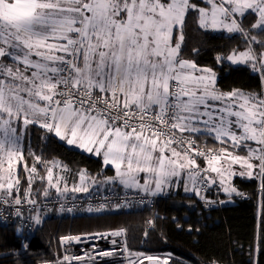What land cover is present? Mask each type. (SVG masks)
Masks as SVG:
<instances>
[{
	"label": "snow or ice",
	"instance_id": "1",
	"mask_svg": "<svg viewBox=\"0 0 264 264\" xmlns=\"http://www.w3.org/2000/svg\"><path fill=\"white\" fill-rule=\"evenodd\" d=\"M192 16L200 29L246 35L255 47L226 59L264 74V0H0V207L20 216L26 204L39 224L41 195L92 191L85 173L70 188L63 168L54 175V161L24 149L33 128L101 156L113 172L104 183L117 189L232 194L239 175L264 191V91L220 92L211 69L183 58ZM128 252V264H168Z\"/></svg>",
	"mask_w": 264,
	"mask_h": 264
},
{
	"label": "trees",
	"instance_id": "2",
	"mask_svg": "<svg viewBox=\"0 0 264 264\" xmlns=\"http://www.w3.org/2000/svg\"><path fill=\"white\" fill-rule=\"evenodd\" d=\"M248 23L244 20L242 27L246 29ZM183 33V58L211 69L217 76L219 91H264V75L250 65H234L226 60L228 55L249 47L246 35L200 29L195 16L188 19ZM26 144V151L49 162L58 159L71 184L83 172L99 179L113 174L101 157L50 140L39 128L28 133ZM259 184V180L235 176L232 186L236 193H246L247 197L211 210L200 208L198 197L179 191L172 196L162 195L155 207H119L75 214L57 207L39 211L41 222L34 224L32 230L18 223L0 225V264L53 262L62 256L63 237L118 230L125 231L131 251H171L169 264H264V191ZM212 195L210 192L205 197ZM221 196L229 197L223 190ZM153 220L155 227L151 226Z\"/></svg>",
	"mask_w": 264,
	"mask_h": 264
},
{
	"label": "built area",
	"instance_id": "3",
	"mask_svg": "<svg viewBox=\"0 0 264 264\" xmlns=\"http://www.w3.org/2000/svg\"><path fill=\"white\" fill-rule=\"evenodd\" d=\"M204 195L212 193L214 196L204 200L202 207L204 210H211L226 205L229 201L221 196L222 187L214 185L211 188H205L201 186ZM247 197L246 193H237L233 200L240 201ZM162 198L161 195H149L140 192L126 189H109L103 192H91L89 193H75L65 196H59L58 194H52L49 199L41 197V205L39 211L45 212L46 210L57 207L65 212L75 213H92L101 212L106 209H112L115 207L131 208L133 206H156L158 201ZM28 205L21 207L22 214L17 216L16 206L8 208L7 206L0 207V225H9L11 223H18L19 226L32 230L34 227L35 219L33 213L29 211ZM68 209H71L69 211ZM32 217V218H30ZM109 233H103L104 238L101 239L99 234L77 236L80 237V241L75 240L70 243H64L62 247V256H84L85 259L74 264H117L118 261H123V264H128L126 257L129 255L128 250L124 251V255L121 256L119 252L115 256L100 257L96 253L100 251H108L113 249H120L124 245L127 246L125 236H111ZM117 241V244H113L112 241ZM132 252V251H131ZM133 254H142L143 251L132 252ZM166 255V253H165ZM62 256L56 261H60ZM144 256H147L146 254ZM149 256L159 257L161 259L162 253H151ZM88 257H92L89 259ZM135 258V256L133 257ZM53 262L34 263V264H55ZM149 264V263H148Z\"/></svg>",
	"mask_w": 264,
	"mask_h": 264
},
{
	"label": "rangeland",
	"instance_id": "4",
	"mask_svg": "<svg viewBox=\"0 0 264 264\" xmlns=\"http://www.w3.org/2000/svg\"><path fill=\"white\" fill-rule=\"evenodd\" d=\"M214 31H216V32H225V33H228V34H234V33H238V32H232V33H229L227 30H223V29H221V30H214ZM249 47H255L254 45H251L250 43H249ZM248 50V48L247 49H245V50H241V51H247ZM240 51V52H241ZM239 53V51H236V52H234V53H232V54H238ZM231 54V55H232ZM231 62V61H230ZM232 63V62H231ZM242 65H250L251 66V64H242ZM262 75H264V74H262ZM238 91H241V92H243V93H246V94H248V93H250V92H245V91H242V90H238ZM28 135V134H27ZM26 138H27V136L22 140V146L24 147V149L26 150V148H27V144H26ZM55 162L59 167H56V168H54V175H58V174H61V162L57 159H54V160H52L51 162ZM236 168L237 169H239V166H236ZM83 173H85V172H83ZM41 174L43 175L44 173H43V171L41 172ZM86 174V173H85ZM62 175L64 176V177H66L67 179H68V176H66L65 175V173L63 172L62 173ZM86 176H87V174H86ZM237 176V175H236ZM88 178V177H87ZM86 178V179H87ZM90 178V177H89ZM93 178V177H92ZM235 178V176H233L232 178H230L229 179V184L232 186V181H233V179ZM76 184H78L79 183V178H78V180L75 182ZM74 183H70V181H69V187L71 188L72 187V185H73ZM227 186V185H226ZM233 187V186H232ZM124 190V189H123ZM222 190H223V188H222ZM53 191H55V190H53ZM52 191V192H53ZM133 191H136V190H133ZM222 192V191H221ZM142 193H144V192H142ZM147 194H149V195H153V194H151V193H147ZM173 195H174V193H172ZM172 194H169V195H171L172 196ZM227 195H229V197L228 198H226L228 201H233V199L235 198V195L237 194V193H232V194H228V193H226ZM155 195H159V194H155ZM194 194H192V195H189V196H193ZM162 196V195H161ZM163 196H165V195H163ZM195 197H198L199 198V205H200V208L202 207V202L204 201V200H206V199H208V198H210V196L208 197V198H206L205 197V195H204V191H203V189H202V187H200V194L199 195H194ZM212 196H214V195H212ZM145 206H148V205H145ZM150 207H154V206H150ZM119 207H115V209H118ZM203 208V207H202ZM151 226L152 227H155V220H153L152 222H151ZM128 248V247H127ZM129 249V248H128ZM131 251V250H130ZM132 252H139V251H132ZM143 253H144V255L146 254L147 256H149V254H151V253H148L147 251H143ZM160 253H162V257H161V260H167L168 261V264H169V262L171 261V258L169 257V256H171L172 255V252L171 251H163V252H160ZM165 253H166V255H165ZM149 262L148 261H144V264H148ZM195 264V263H194Z\"/></svg>",
	"mask_w": 264,
	"mask_h": 264
},
{
	"label": "crops",
	"instance_id": "5",
	"mask_svg": "<svg viewBox=\"0 0 264 264\" xmlns=\"http://www.w3.org/2000/svg\"><path fill=\"white\" fill-rule=\"evenodd\" d=\"M240 52V51H239ZM227 60V59H226ZM228 62H230L229 60H227ZM231 63V62H230ZM233 64V63H232ZM234 65H242V64H234ZM199 67V66H198ZM200 68H203V67H200ZM209 69V68H208ZM213 72V71H212ZM214 73V72H213ZM215 74V73H214ZM215 87L217 88V76L215 74ZM218 89V88H217ZM237 91V90H236ZM221 92V91H220ZM224 93V92H223ZM225 93H229V92H225ZM73 148H76L78 150H81L83 151L82 149H79L75 146H72ZM87 154H90V153H87ZM94 156H96L95 154H92ZM96 157H101V156H96ZM102 158V157H101ZM106 166V165H105ZM108 167V166H106ZM88 177V178H87ZM90 177V178H89ZM88 182H89V187L92 189L91 192H103V191H106V190H109V189H113L115 188L114 186H111V185H107L104 183V179H99V178H92L91 176H86ZM93 181L95 183H93ZM96 185H98V189L96 187ZM120 189H126V188H120ZM126 190H129V189H126ZM132 190H135V189H132ZM183 192L184 194L186 195H192L193 192L192 191H185L183 187H179V186H174L172 188H165L163 192H160V193H157L159 195H169V194H172V193H177V192ZM142 192V191H141ZM69 194H75V193H72V192H69Z\"/></svg>",
	"mask_w": 264,
	"mask_h": 264
}]
</instances>
